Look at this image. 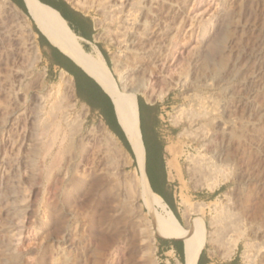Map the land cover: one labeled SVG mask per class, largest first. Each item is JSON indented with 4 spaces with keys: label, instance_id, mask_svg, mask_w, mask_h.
<instances>
[{
    "label": "rangeland",
    "instance_id": "obj_1",
    "mask_svg": "<svg viewBox=\"0 0 264 264\" xmlns=\"http://www.w3.org/2000/svg\"><path fill=\"white\" fill-rule=\"evenodd\" d=\"M77 1L109 69L150 68L154 46L167 60L146 95L132 94L162 107L181 225L199 223L214 264H264V0ZM31 21L0 7V264H161L134 159L46 76ZM192 159L218 172H197ZM180 199L206 207L187 215Z\"/></svg>",
    "mask_w": 264,
    "mask_h": 264
},
{
    "label": "bare ground",
    "instance_id": "obj_2",
    "mask_svg": "<svg viewBox=\"0 0 264 264\" xmlns=\"http://www.w3.org/2000/svg\"><path fill=\"white\" fill-rule=\"evenodd\" d=\"M27 2L32 10V20L35 23L36 28L43 35H45L53 45L60 48L64 52V54L75 61L85 71H87L109 94L114 105V111L116 113L118 124L126 135L133 153L134 161L136 163L137 176L135 179V184L140 189L141 194H139L140 196H142L143 204L145 205V207L147 209H150L149 211H155L153 226L154 230L182 239L184 245V264H196L200 243L199 227L197 226V224L183 227L175 218L171 210L167 206H165L159 200L158 196L150 190L147 179L145 177L146 175L143 171L144 150L140 139L138 112L132 93H148L152 89V82L150 79L161 73V68L166 65L165 62L167 60L161 59L160 56L156 55V48H159V46H154L151 48L152 50H150V52L152 53V56H150V68L138 70L129 69L125 72L129 73L130 75L138 73L143 75V77L147 76L148 78L141 81H136L132 78L129 79L130 75L124 76L122 72L118 70V60H114L113 68L109 69L100 52L97 51L94 55H92L84 51L80 46L76 36L67 28L58 14H49L47 12H44L36 5L35 0H27ZM6 5H9L10 7L16 9L8 0H0V7H6ZM75 8L79 10H85V5L84 3H79L76 0ZM122 34L123 35L121 36H126V34ZM126 37L130 45L133 43L135 44V37L133 34H128ZM149 39L150 38H147V40ZM125 40L123 41V43L125 42ZM125 46H127V44ZM158 63L160 64L158 65ZM60 74L61 75L58 82V88L66 92L67 94L73 93L74 89L71 78L64 73ZM256 76L257 75L254 74L250 78H248L244 82V86H250L255 81V79H257ZM118 82L119 85L121 84V88H119ZM162 96L164 95H161L159 98H161ZM146 101H150L149 96H146ZM222 107L224 108L225 105ZM96 129L101 134V136H104L106 138H108V136H112L110 132L106 131V128L103 124H98ZM173 146L171 144H167L164 147V150L168 155L165 161V166L169 175L171 176H173L174 173L178 172L176 153ZM213 156H218L217 149H214ZM202 160L203 159H192V162L194 161L195 164V171L203 174H210L216 170V166L210 165L208 164L209 162H204ZM180 200L181 205L185 208L187 215L201 214L202 209L205 206V204L201 203L194 204V206L191 207V205L189 206V202H187V200ZM157 209H159L160 212H158ZM216 223L217 221L213 220L210 225L215 229ZM148 234L149 240L152 242L153 233L150 232Z\"/></svg>",
    "mask_w": 264,
    "mask_h": 264
},
{
    "label": "crops",
    "instance_id": "obj_3",
    "mask_svg": "<svg viewBox=\"0 0 264 264\" xmlns=\"http://www.w3.org/2000/svg\"><path fill=\"white\" fill-rule=\"evenodd\" d=\"M8 1L20 13L24 14V11H26L28 16L32 19V10L27 0ZM35 3L44 12L49 14H58L67 28L76 36L84 51L92 55L98 51L101 53L103 58L105 55L108 60L107 50L96 40V24L94 18L90 14L84 13L75 8V6H73L68 0H35ZM35 37L37 50L42 61V69L46 76L50 79H56L57 76H59V80L61 75L60 73H64L70 77L73 83V94L77 104H79L81 108L84 107L90 117L101 121L106 129L118 140L120 144L121 142L119 138L124 139L129 145L123 130L118 124L116 113L114 111V105L107 91L87 71L64 54L60 48L53 45L40 31H38L37 34L35 33ZM104 61L106 63L105 59ZM134 100L138 112L140 139L144 150L143 171L145 173L146 148L142 140L144 138L142 110L144 109L147 112V135L149 137L153 136L157 138L159 142L162 143L163 137L159 133L162 107L159 104H150L141 98H139L138 101L135 96ZM140 115L143 125L142 133L140 130ZM158 159H163L165 161V151L163 155H158ZM168 174L169 173L166 171L167 184L165 186L160 185V188L163 191L167 188V190L171 192V202L174 205V195L170 188V184L168 183ZM148 185L150 187L149 182ZM193 224H197L200 232V243L196 264H214L207 249H201L203 235L199 223L194 220ZM154 236H158L156 241V250L161 258V264H184V245L182 239L161 232H155ZM232 260L233 259H230L229 261L231 262Z\"/></svg>",
    "mask_w": 264,
    "mask_h": 264
},
{
    "label": "trees",
    "instance_id": "obj_4",
    "mask_svg": "<svg viewBox=\"0 0 264 264\" xmlns=\"http://www.w3.org/2000/svg\"><path fill=\"white\" fill-rule=\"evenodd\" d=\"M24 14L29 18L28 14L26 11H24ZM32 23V28L34 30V33H38V30L37 28L35 27L34 23L31 21ZM104 59L106 60V63H107V66L110 68V64L107 60V57L104 55ZM136 100L139 101V97L136 98ZM140 130H141V133H142V130H143V125H142V120H141V115H140ZM122 146L125 148V150L130 154V156H132V158L134 159L133 157V154L130 150V147L128 145V143L124 140V139H121L119 138ZM143 140V144L146 148V142L144 141V138L142 139ZM164 144L159 142L158 143V151H159V154L160 155H163L164 154ZM159 166H160V184H157L155 185L154 183L151 182V175L149 173V168H148V157L146 155V164H145V175H146V178L150 184V189L151 191L154 193V194H157V196L159 197L160 196V199L164 202L163 204L165 206H167L171 212L173 213V215L175 216V218L178 220V222L181 224V220L176 212V209H175V206L172 204L171 202V192H169L166 188V190H162L160 188V185L161 186H165L167 184V181H166V168H165V161L163 159H159ZM167 187V186H166ZM203 241V239H202Z\"/></svg>",
    "mask_w": 264,
    "mask_h": 264
},
{
    "label": "flooded vegetation",
    "instance_id": "obj_5",
    "mask_svg": "<svg viewBox=\"0 0 264 264\" xmlns=\"http://www.w3.org/2000/svg\"><path fill=\"white\" fill-rule=\"evenodd\" d=\"M144 141L146 142V155L148 157V168L151 175V181H156L160 184V166H159V151L158 143L159 140L155 137H149L147 133L144 132ZM160 198V197H159Z\"/></svg>",
    "mask_w": 264,
    "mask_h": 264
},
{
    "label": "water",
    "instance_id": "obj_6",
    "mask_svg": "<svg viewBox=\"0 0 264 264\" xmlns=\"http://www.w3.org/2000/svg\"><path fill=\"white\" fill-rule=\"evenodd\" d=\"M126 136V135H125Z\"/></svg>",
    "mask_w": 264,
    "mask_h": 264
}]
</instances>
